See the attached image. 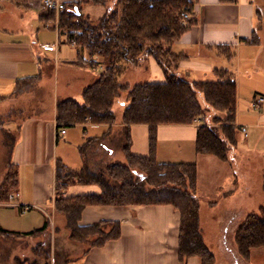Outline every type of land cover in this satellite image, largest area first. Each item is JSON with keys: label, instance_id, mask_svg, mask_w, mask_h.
Returning <instances> with one entry per match:
<instances>
[{"label": "crops", "instance_id": "obj_1", "mask_svg": "<svg viewBox=\"0 0 264 264\" xmlns=\"http://www.w3.org/2000/svg\"><path fill=\"white\" fill-rule=\"evenodd\" d=\"M60 1L70 3L77 0ZM86 5L88 4L84 7ZM47 13L48 10L42 6L41 0H0V104L17 101V95L20 98L32 94L31 91L33 92L36 85H41L43 89L47 86V96L50 98L46 102L36 104L32 113L22 118L9 117L10 115L6 116V111L5 115L4 111H0V125L15 126L17 131V141L9 157V164L16 166L19 173V186L16 191L18 196L15 198L18 206L50 208L49 213L44 208L47 220L50 221L52 215L54 218L56 216L55 168L58 160L71 169L82 168L84 154L79 146L89 137H97L102 142L95 141L87 151L88 161H97L94 159L96 154L99 155L100 163L108 161L106 156L115 154L127 161V155L124 149L126 139L122 116L117 118L116 115V121L111 125L76 123L70 125V128L66 126L64 133H58L56 106L59 97L57 89L53 88L55 70L59 66L76 70L73 72L75 83L73 85L70 81V88L76 86L81 94L86 85L97 79L100 72L98 68L103 67V60H100L99 67L80 63L81 56L88 58L87 52L80 51L76 44L68 39L67 32L59 28V12H56L53 18L47 16ZM87 13L90 14L89 11ZM192 18L194 22L191 27L171 46L172 52L178 55V73L217 76V69H226L234 75L236 81V113L240 97L248 98L249 108L253 107L255 97L264 96V33H261L262 27L264 30V0H196L192 7ZM259 23L262 26L259 27ZM65 47L68 50L70 48V54L64 52ZM148 59L150 71L157 74L156 80L152 81L163 80L161 67L152 57ZM188 80L203 79L192 77ZM66 93L65 96L74 97L71 91ZM19 107L20 111L25 109L22 105ZM256 110L242 123L236 116V124L240 126V130L241 126L246 127L243 131L246 135V145L264 141V103ZM249 112L251 113L250 110ZM198 126L195 121L158 124L156 159L160 162H195L198 177L195 196L199 203L210 198L209 203L215 206L220 201H230L228 196L223 195L216 199L210 197V194L220 192L228 195L231 192L227 186L230 175L234 176L230 160L238 143L230 150L226 160L212 154L197 153L195 140ZM129 134L130 151L147 154L148 125L133 124L129 128ZM256 134L258 137H255ZM62 135L70 142V149L74 151V155L70 151V159L58 150L59 137ZM82 160L81 167H76ZM203 166L208 170V175H201ZM210 178H213L211 184ZM210 185L214 187L211 188ZM96 190L97 187L93 184L70 183L64 192L69 195ZM5 203L7 202L0 204ZM235 211L236 208L223 220V244L229 223L235 218ZM34 215V223L41 226V213L35 212ZM102 219L119 221L120 237L108 240L102 246L93 247L91 238H82L80 242L86 241L87 245L80 249L79 254L70 257V261L63 264H180L177 254L179 216L173 206L89 205L83 212L81 222L88 224ZM224 249L231 251L227 246H224ZM186 264L200 263L196 256H192L187 259Z\"/></svg>", "mask_w": 264, "mask_h": 264}, {"label": "trees", "instance_id": "obj_2", "mask_svg": "<svg viewBox=\"0 0 264 264\" xmlns=\"http://www.w3.org/2000/svg\"><path fill=\"white\" fill-rule=\"evenodd\" d=\"M195 1L63 2L64 8L58 14V26L67 32L68 39L80 51L87 52L88 58L80 53L79 62L88 63L91 67H99L100 60L104 63L97 79L82 89L80 100L67 97L57 102V130L83 122L113 124L116 121L114 102L122 91H128V101L122 113L127 162L106 161L97 168L87 165V151L95 141L102 142L97 137H89L79 146L84 154L82 168L71 169L60 160L56 163L54 207L56 211L65 213L72 239L92 237L93 247L120 237L121 227L117 220L102 219L88 224L81 222L83 212L89 205L169 204L179 216L177 254L180 264H186L192 256H196L200 264H216L215 254L205 242L198 221L196 163L160 162L156 159L158 124L191 123L204 114L213 124H199L195 140L197 153L212 154L226 160L229 151L238 143L240 126L236 124L234 75L222 68L216 70L215 80H188L180 77L177 71L178 55L172 52L171 46L193 24L194 19L184 20L181 11L184 7L192 11ZM85 4L103 5L105 9L94 18L83 10ZM46 15L53 18L56 11L48 10ZM142 55L156 61L163 70V80L133 86L122 83L119 78L127 65H136ZM133 124H147L149 127L147 154L130 151L129 128ZM70 183L93 184L97 190L68 195L64 190ZM18 186V169L11 164L0 183V203L8 202ZM48 224L46 219L42 226L23 232L0 226V234L10 238L34 236L44 231ZM234 241L237 255L248 261L253 249L264 247V205L259 207L258 212L245 216L234 232ZM35 252L39 257L29 259L16 256L15 264H50V248L38 243Z\"/></svg>", "mask_w": 264, "mask_h": 264}, {"label": "rangeland", "instance_id": "obj_3", "mask_svg": "<svg viewBox=\"0 0 264 264\" xmlns=\"http://www.w3.org/2000/svg\"><path fill=\"white\" fill-rule=\"evenodd\" d=\"M104 9L105 6L94 4H88L83 8L85 12L89 11L94 18L98 17ZM258 26L260 27L262 24L259 23ZM261 33H264L263 27L261 28ZM66 48L67 47H65L64 52L70 54V48L69 50ZM148 62L149 59L145 55H142L136 65H127L119 80L122 83H128L130 86L156 80L155 78L157 77V74L150 71L151 68L148 65ZM100 69L101 68H98V71H100ZM73 72H76V70H70V67L64 68V66H59L57 70H55V83L51 82V84L53 83V88L55 87V89H57L59 101L68 97L65 96L67 95L66 91H71L72 95L77 97L76 99H81V94L80 91L77 90V87L74 86L70 88V81L73 85L75 83V77L73 76L75 73ZM95 73L97 72L95 71ZM179 75L185 79L193 77L203 80H215L217 77L215 75L197 76V73L194 76L188 75L185 72H179ZM43 88L44 87H41V85L38 87L36 85L33 88V92L31 91L32 94H27L20 98L17 95V101L3 102L4 104H0V111H4L3 115L7 113L8 115L6 116L10 115L9 117L14 118H17L18 116L19 118H22L25 115L32 113V108H36V104L50 100L47 96L48 87L45 86V89ZM127 94V90L122 91L118 99L114 102V110L117 118L122 116L124 103L128 101ZM201 100L205 104L203 98H201ZM248 102V98L240 97L238 100L236 116L240 123L248 120L252 112L256 110L254 107L249 108L250 104ZM19 105L24 106L25 109L20 111L21 109ZM201 117L202 119H207L208 124H213L206 114ZM4 126L5 125H0V183L2 182L7 169L10 167V153L14 143L17 141V131L16 128H14L15 126ZM67 128H70V125H67ZM82 130L85 131V129ZM256 135L255 137H258V135ZM65 139L64 135L59 137L58 150H60V152L62 151L63 155H68L70 159V151L73 155L74 151L70 149V142ZM245 140L246 135L240 130L238 134V145L233 149L234 153L230 160L234 176L230 175L231 179L227 186L231 189V192H229L228 195L220 192L210 194V197H215L216 199H220L223 195L228 196L230 197V201H220L214 206L209 203V198L199 203V226L205 242L216 256V264H264V247L255 248L252 251L250 261H248L237 255V247L234 241V232L245 216L251 212H258L259 207L264 205V149L262 148L264 147V141L262 140L260 143L255 142L246 145L247 142L245 143ZM229 154L230 151L228 156ZM98 158L99 155H94V159L97 161L92 162V160H87V165L90 164L94 168L100 167L103 163L98 162ZM106 158H108L109 162H127L126 159L122 157L120 158L118 154L110 157L106 156ZM81 162L83 163V160L80 161L78 164L79 166L76 167H81ZM208 174V170L203 166L201 168V175ZM212 180L213 178H210V184ZM210 187L213 188L214 185H210ZM205 198H207V196H205ZM18 205L16 198L5 204H0L1 227L18 232L32 230L40 227L38 226L40 224H36V222L34 223L35 212H40L42 215L43 220L41 226L45 219H47L46 213L44 212L45 209L48 213L49 211L51 212L50 208L44 207V209L40 208L41 206H31L21 210L22 207ZM235 208V218L229 223V229L228 232L225 233L223 244L221 241L223 220L228 216V213L235 210ZM54 215H56L55 218L52 215V220L50 219L46 229L37 235L10 238L0 234V264H15L16 256L29 259L39 257L37 255L38 253L35 252V246L38 243H41L46 248H50V264H63L64 262L70 261V257L79 254L81 251L80 249H82L84 245H87L86 241L80 242V240H74L70 237V226L67 222L65 213L54 211ZM89 238L92 239V237H87V239ZM224 246L231 248V251L229 250V252L225 250Z\"/></svg>", "mask_w": 264, "mask_h": 264}, {"label": "built area", "instance_id": "obj_4", "mask_svg": "<svg viewBox=\"0 0 264 264\" xmlns=\"http://www.w3.org/2000/svg\"><path fill=\"white\" fill-rule=\"evenodd\" d=\"M41 2H42V6L46 10L54 9L56 12H60L64 8V4L60 0H41ZM181 13H182L184 20L192 19V11H190L189 8L184 7L182 9ZM44 46L49 47L48 44H44ZM263 103H264V96L259 95V96L255 97L252 104H253L254 108L260 109L261 106L263 105ZM194 121L197 122L198 124L207 123V119H204V118L202 119V117H196ZM241 130L245 131L246 127L241 126ZM64 132H65V127L58 129V133H64ZM15 196H18V192H15L14 194H12L10 196V200L14 199ZM27 207H29V206H22V209L24 210Z\"/></svg>", "mask_w": 264, "mask_h": 264}]
</instances>
